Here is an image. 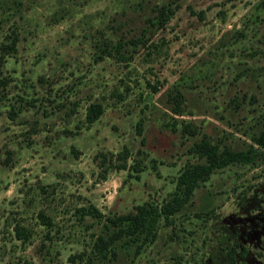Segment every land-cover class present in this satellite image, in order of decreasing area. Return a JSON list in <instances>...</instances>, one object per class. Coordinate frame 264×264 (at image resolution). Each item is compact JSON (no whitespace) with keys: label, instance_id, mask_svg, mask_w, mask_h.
I'll return each instance as SVG.
<instances>
[{"label":"rangeland","instance_id":"1","mask_svg":"<svg viewBox=\"0 0 264 264\" xmlns=\"http://www.w3.org/2000/svg\"><path fill=\"white\" fill-rule=\"evenodd\" d=\"M261 1L0 0V42L18 36L0 63V264H228L233 241L247 264H264ZM161 4L173 14L151 25ZM93 102L102 112L86 125ZM181 121L199 133L181 135ZM201 134L258 155L215 169L149 238L96 258L103 217L167 198L183 166L201 161L188 152ZM122 148L125 169L104 172ZM88 205L101 219L81 215Z\"/></svg>","mask_w":264,"mask_h":264},{"label":"trees","instance_id":"2","mask_svg":"<svg viewBox=\"0 0 264 264\" xmlns=\"http://www.w3.org/2000/svg\"><path fill=\"white\" fill-rule=\"evenodd\" d=\"M261 4L264 6V0L261 1ZM174 9L175 7L170 8L169 5L161 4L155 9V14L152 16L153 19L150 20V24L163 26L173 14ZM17 39L18 36L16 33L11 32L5 36L3 42H0V63L3 57L9 56L16 51ZM167 99L170 104V111L175 115H182L184 101L182 93L174 89L167 95ZM101 112V103L93 102L88 104L85 108L83 122L86 125L93 123L100 116ZM139 126L140 124L137 122V134L140 133ZM196 127L197 126L194 124L181 121L179 124V131L181 135L194 136L199 133ZM171 130H175L174 126H171ZM254 142L264 148V121L262 122L261 131L254 138ZM188 152L195 154L201 161L186 163L183 166L175 178L174 189L168 193L167 198L158 203L148 201L140 203L135 206L134 212L112 214L111 216L103 217V235L102 233L98 234L92 244L93 255L96 258L106 260L114 259L116 252L113 245L114 242L118 240L122 239V243L128 244L129 242L142 241L143 239L149 238L155 231L160 219H164L166 221L165 223H168V218L184 207L188 199L192 196L194 189L200 183L206 181L215 169H221L234 163L249 164L252 163L255 156L258 155V150L253 147L235 151L225 145L219 146L208 140L204 134H201L198 140L191 143ZM128 154L125 148H122L114 155L110 154L111 157H114L115 162L108 159V163L113 164L108 167L104 166L103 171L105 172L111 167L118 170L125 169ZM99 156L100 161L104 162L106 156L104 154H100ZM133 169L138 172L137 170L140 168L136 169V167L133 166ZM81 215H90L91 217L100 219L102 217V214L91 205L81 208ZM38 218L45 224H49L48 218L42 212H38ZM223 249L228 264L235 263L236 252L238 253V258H240L239 264H247L245 256H247L248 249L245 244L233 241L230 246ZM78 256L80 255L69 256V260H73ZM83 256L85 255L83 254Z\"/></svg>","mask_w":264,"mask_h":264}]
</instances>
